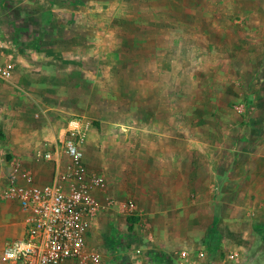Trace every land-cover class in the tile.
Listing matches in <instances>:
<instances>
[{"label": "rangeland", "instance_id": "rangeland-1", "mask_svg": "<svg viewBox=\"0 0 264 264\" xmlns=\"http://www.w3.org/2000/svg\"><path fill=\"white\" fill-rule=\"evenodd\" d=\"M8 57L0 155L14 158L13 141L56 145L79 120L112 200L138 205L133 231L106 215L109 264H128L112 247L137 232L208 234L217 188L226 215L253 217L242 194L264 155V0H0Z\"/></svg>", "mask_w": 264, "mask_h": 264}, {"label": "built area", "instance_id": "built-area-1", "mask_svg": "<svg viewBox=\"0 0 264 264\" xmlns=\"http://www.w3.org/2000/svg\"><path fill=\"white\" fill-rule=\"evenodd\" d=\"M15 66L8 57L0 63V109L3 107L5 89L13 84ZM87 136L86 127L79 120H70L64 128L59 150L49 148L43 153L45 162H54L56 153H63L67 163L58 166L51 183L35 184L30 171L14 165V175L2 200H15L23 210V234L7 241L2 252L5 264H109L96 242L95 226L104 214L116 211L127 219L138 218L139 208L135 202L117 203L112 200L107 179L92 171L85 162L82 149ZM49 144V145H48ZM106 231H109L106 235ZM105 231L107 238L116 239L112 229ZM212 230L206 237H210ZM214 234H212L213 236ZM215 238V237H214ZM127 242L128 249L135 255L143 256L141 237ZM125 244L126 242H120ZM216 242H204L205 252L214 248ZM102 247V246H101ZM122 252V250H119ZM124 251V250H123ZM113 252V251H112ZM115 252V250H114ZM163 257L177 264H196L189 250L172 253L161 252Z\"/></svg>", "mask_w": 264, "mask_h": 264}, {"label": "crops", "instance_id": "crops-1", "mask_svg": "<svg viewBox=\"0 0 264 264\" xmlns=\"http://www.w3.org/2000/svg\"><path fill=\"white\" fill-rule=\"evenodd\" d=\"M8 90L9 87L5 89L4 103L8 101ZM60 141L56 145H52V143L48 145L52 150H59L61 149ZM47 142L49 141L44 142L40 148L36 149L34 144L27 146V144L22 145L13 141V144H10L6 149V153H11L14 158L7 161L0 155V196H3L7 191L14 175L16 163H19L22 169L31 172L35 184L47 185L51 183L55 169L60 165L64 166L68 160L62 152H59L56 153V161L45 162L42 155L49 150L46 146ZM35 149L36 154H34ZM84 155L85 162L92 169L85 152ZM40 160H43L44 163H38ZM256 161V182L242 194L250 202L248 212H251L252 218L248 217L244 221L236 223L235 215H226L225 206L222 203L221 197L226 191L220 188L215 189V212L212 214L211 228H209L212 229V234L216 238L214 248L203 252L207 231H204L196 240H191L185 237L188 234L184 230L188 225H185L181 229L173 228L171 234L165 233L159 236L153 233L149 234L148 240L143 244V256L135 255L125 249L120 252L114 248L115 252L118 253V256L123 255L125 259L127 257L128 264H177L174 260L163 257L161 252L172 253L180 249L189 250L196 264H264V155L258 157ZM170 177L171 181L177 182V187L179 181L181 185L184 181L183 172L171 174ZM0 202H2L0 203V238L2 242L0 264H4L2 262L4 245L7 241L22 236L24 215L22 208L15 200ZM108 222L106 214L102 215L94 230L96 242L102 248L105 245L104 231L107 229ZM135 235L137 238L142 236L139 232ZM103 251L107 252V249Z\"/></svg>", "mask_w": 264, "mask_h": 264}, {"label": "trees", "instance_id": "trees-1", "mask_svg": "<svg viewBox=\"0 0 264 264\" xmlns=\"http://www.w3.org/2000/svg\"><path fill=\"white\" fill-rule=\"evenodd\" d=\"M138 219L137 218H129L128 219V223L130 224V230L133 231L134 230V226L137 224ZM215 235L212 236V233L210 235V237H206L205 241L209 242L210 244H212L213 242H216V238H214ZM212 249V248H210Z\"/></svg>", "mask_w": 264, "mask_h": 264}]
</instances>
